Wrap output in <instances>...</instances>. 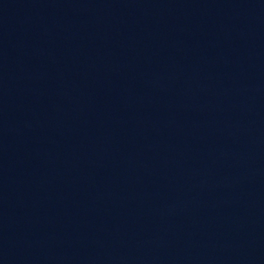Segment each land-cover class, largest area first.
<instances>
[{
	"label": "water",
	"instance_id": "obj_1",
	"mask_svg": "<svg viewBox=\"0 0 264 264\" xmlns=\"http://www.w3.org/2000/svg\"><path fill=\"white\" fill-rule=\"evenodd\" d=\"M0 264H264V0H0Z\"/></svg>",
	"mask_w": 264,
	"mask_h": 264
}]
</instances>
